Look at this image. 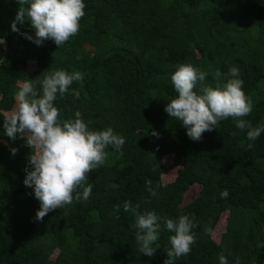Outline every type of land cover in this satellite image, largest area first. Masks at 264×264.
<instances>
[{
    "label": "trees",
    "instance_id": "16d2710c",
    "mask_svg": "<svg viewBox=\"0 0 264 264\" xmlns=\"http://www.w3.org/2000/svg\"><path fill=\"white\" fill-rule=\"evenodd\" d=\"M84 3L78 34L58 48L50 39L37 46L22 35L34 36L28 21L12 31L19 5L0 0V38L7 42L0 64V264H163L174 233H159L154 256L140 253L135 216L124 211L125 201L139 204L140 213L194 217L196 242L175 264H219L221 253L228 264L237 256L239 264H264V132L249 141L247 130L229 117L194 141L164 110L178 95L171 82L177 65L206 71L204 83L213 87L216 70L237 67L253 102L243 119L253 127L264 124V0ZM26 62L34 63L29 74ZM55 70L84 73L54 101L60 118L74 119L80 111L90 129L111 127L125 143L120 152L108 146L105 163L88 174L93 187L87 200L74 199L37 220L40 202L23 183L25 169L33 168L31 149L19 135L10 140L3 121L17 104L18 81L32 80L39 90L37 82ZM11 148L18 149L15 155ZM168 155L176 172L162 184V157ZM194 184L197 196L182 205ZM224 189L229 195L221 199ZM224 212V231L214 241L211 230Z\"/></svg>",
    "mask_w": 264,
    "mask_h": 264
},
{
    "label": "clouds",
    "instance_id": "9594fccd",
    "mask_svg": "<svg viewBox=\"0 0 264 264\" xmlns=\"http://www.w3.org/2000/svg\"><path fill=\"white\" fill-rule=\"evenodd\" d=\"M17 3L19 7L11 23L12 31L19 32L17 24L23 25L28 21L34 36L22 35L37 46L50 39L58 48L78 34L86 7L84 0H17ZM207 75L206 71L191 63L177 65L171 82L178 95L166 104L165 112L180 121L187 129L188 137L194 141H200L203 133L216 129L220 121L229 117L235 120L238 129L247 130L249 141H255L264 132V124L253 127L243 119L252 112L253 102L243 90L244 81L239 78V69L231 67L226 74L216 70L214 87L204 83ZM83 78L84 73L80 71L55 70L37 82L39 90L32 80H26L16 92L15 109L4 116L5 135L13 141L19 135L31 149L29 162L33 168L25 169L23 183L34 189L35 198L40 202L37 220H43L49 212L71 204L74 199L87 200L93 187L87 183L88 174L105 163L108 146L120 152L125 143V138L111 127L90 129V122L84 121L80 111L75 112L74 119L60 118V110L54 101L58 95L62 98L74 81ZM198 82L200 88L197 91L194 89ZM152 135L158 137L159 134L153 131ZM248 147L252 148L253 144L249 143ZM10 151L15 155L18 149L11 148ZM148 190L151 195H156L150 186ZM228 195L227 189L220 193L221 199ZM115 207L118 211L120 206ZM139 207L130 201L123 204L124 211L135 216L133 227L137 229L140 253L154 256L160 248L157 243L159 233L164 229L174 234L169 236L170 247L166 250L163 264H175L177 258L191 252V245L196 242L194 217L190 219L181 215L175 220L158 216L155 211L140 213ZM235 260L239 264L238 256ZM219 264H228L223 253L219 255Z\"/></svg>",
    "mask_w": 264,
    "mask_h": 264
},
{
    "label": "rangeland",
    "instance_id": "374dc122",
    "mask_svg": "<svg viewBox=\"0 0 264 264\" xmlns=\"http://www.w3.org/2000/svg\"><path fill=\"white\" fill-rule=\"evenodd\" d=\"M86 49H88V48H86ZM24 67H25L24 69L26 71V74H29L34 69V63L33 62H26ZM22 82L23 81H21V80L18 81L17 86L19 87ZM15 100H16V98H15ZM15 107H16V104L13 106L11 111H13L15 109ZM10 112H8L7 114H9ZM162 164L165 168V171L160 176V181L162 184H166V183H169L173 180V178L175 176L176 168L172 164V157L170 155L162 157ZM198 189H199V186L196 184L190 186V188L187 190V192H185L183 194V199H182L181 204L185 205L189 201L193 200L198 194ZM226 216H227V212L222 213L218 222L215 224V226L211 230L210 237L212 240L217 241L219 239L221 233L224 231V225H225V219H226L225 217Z\"/></svg>",
    "mask_w": 264,
    "mask_h": 264
},
{
    "label": "water",
    "instance_id": "95a60500",
    "mask_svg": "<svg viewBox=\"0 0 264 264\" xmlns=\"http://www.w3.org/2000/svg\"><path fill=\"white\" fill-rule=\"evenodd\" d=\"M0 49L2 51V55L0 57V64H1L2 60L4 59L7 53V42L5 39L0 38Z\"/></svg>",
    "mask_w": 264,
    "mask_h": 264
}]
</instances>
